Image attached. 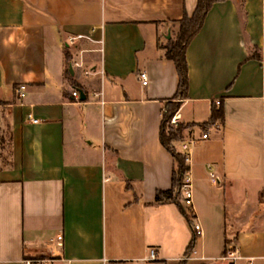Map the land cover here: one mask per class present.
<instances>
[{
	"label": "crops",
	"instance_id": "0c3cea01",
	"mask_svg": "<svg viewBox=\"0 0 264 264\" xmlns=\"http://www.w3.org/2000/svg\"><path fill=\"white\" fill-rule=\"evenodd\" d=\"M214 1L179 110L183 141L223 112L192 151L202 235L186 259L192 226L156 194L176 169L160 140L179 85L164 46L197 0H0V264H264V58L248 59L264 53V0Z\"/></svg>",
	"mask_w": 264,
	"mask_h": 264
},
{
	"label": "trees",
	"instance_id": "16d2710c",
	"mask_svg": "<svg viewBox=\"0 0 264 264\" xmlns=\"http://www.w3.org/2000/svg\"><path fill=\"white\" fill-rule=\"evenodd\" d=\"M214 0H197V7L194 14L189 17L187 14L179 21V29L175 35V38L170 40L166 46H164L165 57L168 60L174 62L177 73L179 76V85L177 93L174 97V101H169L166 105V109L163 114L160 140L164 148L173 156L176 162V169L173 175V187L168 191H158L156 194L157 202H174L180 208L182 214L192 226V216L180 203L179 190L187 167L185 166L183 156L178 153L174 147L175 143L182 141L183 131L189 127L188 125L178 124L172 125V117L179 112L182 103L187 99L189 91V71L186 59V51L196 37V35L202 29L205 19L214 4ZM264 58V53L261 54L255 49L248 59L261 60ZM223 119V112L221 109H213L212 118L208 122L207 126ZM196 242V236L190 243L185 253V258L191 257L194 252ZM186 259L180 261L178 264H185Z\"/></svg>",
	"mask_w": 264,
	"mask_h": 264
},
{
	"label": "built area",
	"instance_id": "2783aa9c",
	"mask_svg": "<svg viewBox=\"0 0 264 264\" xmlns=\"http://www.w3.org/2000/svg\"><path fill=\"white\" fill-rule=\"evenodd\" d=\"M76 38H71L70 41H74ZM140 79L143 86H147L149 83L148 75L146 72H142L140 74ZM25 89L26 87L24 85L18 86L16 89V92L19 96V99L23 100L25 97ZM73 96L75 98H78V92H74ZM221 102L220 100H216L214 102L215 106H220ZM28 120L32 123H38L39 121L32 117V115L28 116ZM172 125L177 126L180 124V115L179 112H177L171 119L170 122ZM222 125L220 121H216L204 129V132L202 133L201 137L199 139L191 138L188 140H182L178 142L179 147V153L183 156L185 166L187 167V171L184 174L179 195L181 197V203L184 206V208L187 210V212L192 216L193 222H192V229L194 232V235L196 237H200L202 235V227L201 225L194 220V193H193V181L191 177V164H192V151L193 149L202 141L208 140L212 133L218 132L221 129ZM178 152V149H177ZM209 170H211V167L209 166ZM210 178L213 183H216V175L211 172ZM62 243H60L61 245ZM238 252H231L228 256L225 257L226 260H229L231 264H235V261L239 259L237 257ZM157 251L155 249L149 250V257L148 261H157ZM188 259V258H187ZM25 264H35V263H44L48 264V261H41V260H35V259H29L24 261Z\"/></svg>",
	"mask_w": 264,
	"mask_h": 264
},
{
	"label": "rangeland",
	"instance_id": "374dc122",
	"mask_svg": "<svg viewBox=\"0 0 264 264\" xmlns=\"http://www.w3.org/2000/svg\"><path fill=\"white\" fill-rule=\"evenodd\" d=\"M186 126H187V125H186ZM176 144H177V143L174 144V147H175V149H176V151H177V145H176Z\"/></svg>",
	"mask_w": 264,
	"mask_h": 264
},
{
	"label": "water",
	"instance_id": "95a60500",
	"mask_svg": "<svg viewBox=\"0 0 264 264\" xmlns=\"http://www.w3.org/2000/svg\"><path fill=\"white\" fill-rule=\"evenodd\" d=\"M81 98L85 99V97H81Z\"/></svg>",
	"mask_w": 264,
	"mask_h": 264
}]
</instances>
